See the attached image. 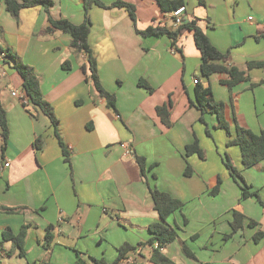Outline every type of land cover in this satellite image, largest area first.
<instances>
[{
	"label": "crops",
	"instance_id": "0c3cea01",
	"mask_svg": "<svg viewBox=\"0 0 264 264\" xmlns=\"http://www.w3.org/2000/svg\"><path fill=\"white\" fill-rule=\"evenodd\" d=\"M51 1L54 20L67 19L75 25L84 22L83 0ZM101 1L110 6L118 0ZM122 1L136 7V25L124 8L93 6L89 12V43L103 87L117 98L116 112L87 79L90 71L85 74L82 69L87 66L86 58L70 50L71 37L59 31L47 33L50 24L44 7L22 10L19 20L4 3L0 7V45L12 49L34 69L70 155L68 163L49 118L12 95L23 91L22 79L10 60L0 61V100L10 129L6 152L0 148V240L5 231L17 235L22 226H30L25 256H19V249L9 255L13 246L6 242L0 263L101 264L93 259L113 263L118 248L129 244L138 249L130 251L121 264H153L141 244L151 239L150 226L161 221L150 192L156 187L184 203L181 211L167 219L169 226L179 228V238L163 250L175 263L216 264L218 257L210 255L209 248L221 244L215 252L224 255L222 262L264 264V238L259 243L253 239L256 233H264L262 206L255 198L240 202L241 189L229 179L228 170L219 194L211 197L220 178L218 170H212L208 158L187 157L185 152L196 138L203 150H213L200 121L202 114L191 105L196 102L195 80L204 85L210 82L215 100L225 104L231 129L235 114L241 125L259 134L264 131L259 121L251 122L259 119L258 111L264 115V68L251 70L249 81L233 90L221 84L224 75L215 74L208 81L199 73L201 53L192 31L179 38L176 45L181 53H176L167 36L145 37L136 31L157 25L171 29L172 13L162 12L157 0ZM184 2L186 18L196 20L220 52H230L229 66L245 69L249 62H264V38L256 39L264 31V0H205V6L199 0ZM65 61L71 62V70L63 69ZM140 80L147 82L153 93L140 87ZM165 104H171V127L157 114V107ZM204 119L213 127L218 123L211 113ZM39 137L42 149L36 150L34 143ZM239 154L236 157L244 168L240 149ZM137 156L146 160L145 173ZM188 164L193 169L191 177L185 176ZM250 170L247 184L264 200V161ZM234 209L245 215L244 228L226 239L232 233ZM219 220L222 223L211 236L205 229L209 224L202 225L201 237L200 224ZM250 220L258 225L249 227ZM48 227H53L54 240L46 248ZM183 244L195 259L184 254Z\"/></svg>",
	"mask_w": 264,
	"mask_h": 264
},
{
	"label": "trees",
	"instance_id": "16d2710c",
	"mask_svg": "<svg viewBox=\"0 0 264 264\" xmlns=\"http://www.w3.org/2000/svg\"><path fill=\"white\" fill-rule=\"evenodd\" d=\"M162 12L172 13L182 5H185L184 0H157ZM202 6H205V0H199ZM4 3L6 5V10L11 14L15 20H19L21 11L28 8H34L42 6L45 8L46 13L48 14V20L50 26L47 29V33L54 31H59L64 34H68L71 37L70 50L77 56L84 55L87 61V66L82 65V69L87 73V69L90 71V75L87 78L93 84L97 93L103 97L106 101V104L109 108L116 112V103L117 98L113 93L108 92L103 87L98 71V64L96 57L94 56L93 50L89 43V37L91 33V19L89 17V12L93 6H98L104 9L110 8H124L128 11L131 19L134 24L137 23V14L136 7L133 4L118 0L110 6H106L102 3L101 0H83L85 20L80 25H75L67 19L54 20L50 15V9L53 7L54 3L51 0H0V7ZM184 23L174 26L170 29L166 26H150L144 31H139L136 29L138 34L142 36H167L172 41V47L176 53H181L177 47V42L179 38L186 32L192 31L194 34L195 44L198 50L201 53V75L209 81V78L215 74L224 75L225 78L220 82L222 85L226 86L229 90H233L235 87L249 81V72L257 68H264V62H249L245 69H241L237 66H229L227 61L230 56V52L222 53L217 48H215L210 42L208 36L200 28L196 20H188L186 17ZM3 30L0 27V39ZM264 38V31H260V35L256 37L257 40ZM0 52L4 53L6 59L10 60L12 68L22 79V87L24 92L30 99L31 104L39 108L51 121V124L54 129V134L56 139L59 142V145L63 149V153L66 157V161L70 163V155L64 144L60 129L59 121L55 115L54 108L52 105L45 99L40 89V81L35 73L34 69L27 65L23 59L15 53L10 48H3L0 45ZM63 69L66 71L71 70L72 64L70 61H65L62 65ZM139 86L145 88L149 93H153L151 86L144 80L139 81ZM192 106H196L197 109L201 112L200 121L205 123L204 115L206 113H211L216 115L218 119L217 128L223 129L230 136L227 146H237L241 151L242 165L244 169H250L253 166L264 161V131L260 134H254L249 128L240 124L238 117L233 114L234 122V134L232 129L225 116V104L221 101L215 100L212 92L210 82L208 85L202 84L198 80L196 86V102H191ZM170 106L171 104H165L157 107V114L161 118L162 122L167 126L171 127L170 122ZM30 111V110H29ZM31 112V111H30ZM207 133L209 130L207 128ZM10 136L9 122L6 110L3 107V104L0 100V148L4 154L7 149V144ZM43 140L41 137L37 138L34 143L36 150L42 149ZM186 156L191 157L197 155L201 160H205V154L203 149L200 146L199 140L196 138L195 141L186 146ZM137 163L142 171H146V160L143 157L137 156ZM225 167L229 171V174L234 179V181L239 185L241 189V200H246L248 198H255L258 203L264 209V200L259 191H252L251 187L245 182L244 178L241 176L239 171L234 167L231 162V159L226 155V161H224ZM154 166H151L150 169H153ZM193 175V169L190 164L187 165L185 170V176L191 177ZM155 177V176H154ZM241 180L243 185L238 181ZM222 185L221 178L218 179L217 185L211 191L212 196H217L220 192ZM151 196L154 201L155 210L159 213L161 221L150 226V232L152 237L145 243H142L141 246H150L152 248V254L150 256V261L153 264H177L172 259L167 257L163 250L179 238V228L171 227L167 224V219L175 214L178 211H181L184 207L183 202L174 198L171 194L162 192L156 187L150 188ZM233 221L231 222L232 233L226 236V239L231 238L233 234L239 232L244 228L245 224V215L242 214L238 209L233 211ZM188 221L185 219V224ZM249 227L257 226V222L250 220L248 223ZM29 225L22 226L19 234L14 235L10 230L3 233V238L0 240V252L5 251L4 244L6 242L12 243V250L8 251L9 255H13L16 249H19V256H25L24 243L29 229ZM53 227L47 228V234L45 238L44 246L46 248L51 247L54 236L52 234ZM195 238V236L193 237ZM264 238L263 232H258L254 235L253 239L256 243H259ZM138 247H133L129 244H124L118 248V257L113 263H106L105 261H93L101 264H121L125 259L127 254L130 251H136ZM182 250L184 254L191 258L195 259V255L189 250V248L183 244ZM1 264V263H0ZM79 264V263H77Z\"/></svg>",
	"mask_w": 264,
	"mask_h": 264
},
{
	"label": "rangeland",
	"instance_id": "374dc122",
	"mask_svg": "<svg viewBox=\"0 0 264 264\" xmlns=\"http://www.w3.org/2000/svg\"><path fill=\"white\" fill-rule=\"evenodd\" d=\"M252 16H254V15H252ZM200 75H201V73H200ZM201 77H203V76L201 75ZM9 87H11V86H9ZM244 97L247 98V94H245ZM257 97H259L258 94H257ZM244 101L245 100L243 99V101H242V109L245 108V102ZM30 111L32 113H35V110H33L32 108H31ZM253 116H254V114H253ZM258 116H259V119L258 120H254V118H252L253 119V121H251L252 124H255L256 121H259L261 123V125L264 126V115L262 113H260V111H258ZM248 117H249V121H250L251 120L250 119L251 117H250L249 111H248ZM206 118L209 119V116H206ZM204 124L206 126V130H207V128L209 130V133H208V135L210 136L209 137V142L212 143V145H213V150H210V151L209 150L207 151L206 149L203 150L204 151V154H205V158H208V164H209V166L214 171L215 170H218L221 179L223 177V174L229 175L228 174V171H227V169L225 167V164H224V161H226V155H228L229 158L231 159V162L234 165V167L239 171V173L241 174V176L244 178L245 182L247 183L248 173L250 171H252V170H250V169L249 170H245L244 168H242V166H240V160L238 161V159L236 157V155L239 154V149L238 148H236V147H228L227 146V142H228L230 136L227 134V132L225 130L217 128L218 123H217V125H215L213 127L208 121L205 120V123ZM250 130L254 134H259V131H256L255 129H253L254 130L253 131L250 128ZM232 133L234 134V128H232ZM233 152L236 153V155H232L231 153H233ZM257 173H258V171H257ZM228 177H230L229 179H231L234 182V179L231 177V175H229ZM238 181H239V183L241 185H243V183L241 182L240 179H238ZM234 183L236 184V182H234ZM229 194H230V192H229ZM209 195L211 197H214L211 194H209ZM220 201H224V200H220ZM205 216L207 217V213L206 212H205ZM218 223H222V220L216 221L215 223L206 222V223L200 224L199 230L201 231V237H203L202 225L209 224L207 227H205V229H209L211 231V233H210V236H211V234L213 232L215 233V226L218 225ZM246 231H248V230H246ZM212 236L215 237L216 234L215 235H212ZM217 246H218V248H217ZM220 246H221V244L214 245V246L210 247L209 248V254L210 255H213V253H215V255H217L218 262L216 264H227L228 263L227 261H223L222 262V258L224 257V255L222 256L221 254L218 255L216 253V252H218L220 250L219 249ZM145 247H146V253H145L146 257L151 256V254H152V248L150 246H145ZM215 250H216V252H215ZM201 252H202V250H201ZM141 256L143 257V255H141ZM108 259L111 260L112 259V255H109ZM101 261H104V260H101Z\"/></svg>",
	"mask_w": 264,
	"mask_h": 264
},
{
	"label": "built area",
	"instance_id": "2783aa9c",
	"mask_svg": "<svg viewBox=\"0 0 264 264\" xmlns=\"http://www.w3.org/2000/svg\"><path fill=\"white\" fill-rule=\"evenodd\" d=\"M186 13H187V7L185 5H182L181 7H179L178 9H176L175 11L172 12V17L174 19V23L176 26H179L181 24H183L185 21V17H186ZM252 18H250L251 20ZM6 60V56L4 53L0 52V61H4ZM198 81L195 80V84H197ZM12 95L14 97H16L24 106H29L30 105V99L27 96V94L23 91L19 92V91H13ZM131 151L129 149H127L126 154H130Z\"/></svg>",
	"mask_w": 264,
	"mask_h": 264
}]
</instances>
